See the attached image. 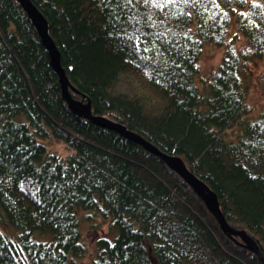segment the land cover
Segmentation results:
<instances>
[{
  "label": "trees",
  "instance_id": "16d2710c",
  "mask_svg": "<svg viewBox=\"0 0 264 264\" xmlns=\"http://www.w3.org/2000/svg\"><path fill=\"white\" fill-rule=\"evenodd\" d=\"M31 2L72 97L181 157L264 257V108L244 119L252 108L240 75L264 63V0ZM205 43L224 56L198 79ZM50 138L71 153L48 151ZM79 211L115 231L97 239L91 264H262L164 161L69 109L34 23L16 0H0V225L17 233L0 226V264H73L88 250Z\"/></svg>",
  "mask_w": 264,
  "mask_h": 264
},
{
  "label": "water",
  "instance_id": "95a60500",
  "mask_svg": "<svg viewBox=\"0 0 264 264\" xmlns=\"http://www.w3.org/2000/svg\"><path fill=\"white\" fill-rule=\"evenodd\" d=\"M23 8L25 13L29 16L34 23L36 31L41 39V42L48 52L50 57V64L53 71L56 73L60 85L62 98L67 103L69 109L79 118L88 119L95 124L104 128L112 129L122 135L124 138L140 145L146 151L159 157L164 163L173 171H175L204 201L209 212L214 216L219 223L221 230L226 233L230 238L235 239L238 236L244 242V246L255 255L258 256L262 264H264V257L254 239H252L245 231H238L232 228L226 221L223 215L218 198L216 194L194 173H192L183 159L179 156L170 155L161 151L158 147L150 143L144 137L138 133L129 130L122 124L113 122L112 120L96 116L92 113L90 102H84L85 97L82 100H78L72 97L69 89L75 91L71 85L64 68L61 65L60 52L52 39L49 32V24L47 19L38 10V8L31 2V0H16Z\"/></svg>",
  "mask_w": 264,
  "mask_h": 264
},
{
  "label": "rangeland",
  "instance_id": "374dc122",
  "mask_svg": "<svg viewBox=\"0 0 264 264\" xmlns=\"http://www.w3.org/2000/svg\"><path fill=\"white\" fill-rule=\"evenodd\" d=\"M230 33V36L236 34L235 22L232 23ZM237 45L239 48L246 46V41L242 35H238ZM223 56V47L215 46L212 43H205L198 64V79L207 78L209 75H212V73H215L222 62ZM240 75L247 87V104L252 108L251 113L245 116L244 119L251 122L258 117L264 108V63L259 60L251 61L247 64L245 69L240 70ZM15 119L20 122H25L26 116L21 114L16 116ZM239 132L240 128L236 127L228 130L227 136L233 139ZM41 141L42 143H45L48 151L56 153L61 157H66L71 153L63 143L52 138ZM95 214L96 213L89 211L78 212L82 230V239L88 250L83 257L76 258L73 264H91L97 239L101 236L113 237L115 233L114 230H109V222L107 220H104ZM0 226L2 230L9 232L12 236H16L17 233L15 230H11V228L5 225ZM50 237V235L40 233L35 235L37 240H49Z\"/></svg>",
  "mask_w": 264,
  "mask_h": 264
},
{
  "label": "snow or ice",
  "instance_id": "6c2138e0",
  "mask_svg": "<svg viewBox=\"0 0 264 264\" xmlns=\"http://www.w3.org/2000/svg\"><path fill=\"white\" fill-rule=\"evenodd\" d=\"M148 2V0H145V3H147Z\"/></svg>",
  "mask_w": 264,
  "mask_h": 264
}]
</instances>
